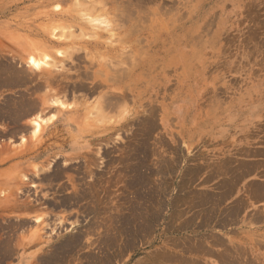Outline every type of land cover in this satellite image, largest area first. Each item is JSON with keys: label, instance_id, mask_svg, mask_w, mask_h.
<instances>
[{"label": "rangeland", "instance_id": "obj_1", "mask_svg": "<svg viewBox=\"0 0 264 264\" xmlns=\"http://www.w3.org/2000/svg\"><path fill=\"white\" fill-rule=\"evenodd\" d=\"M229 218L264 264V0H0V264H142Z\"/></svg>", "mask_w": 264, "mask_h": 264}, {"label": "crops", "instance_id": "obj_2", "mask_svg": "<svg viewBox=\"0 0 264 264\" xmlns=\"http://www.w3.org/2000/svg\"><path fill=\"white\" fill-rule=\"evenodd\" d=\"M248 221L252 222L246 218L244 222L243 220H227V222L224 220H189L195 226H203L202 235L201 233L191 235L188 244L183 249L151 250L150 254L145 255L142 264H232L229 257L230 244L234 242L235 237L232 238L233 231L228 226L237 225L239 222L246 224ZM216 226H219L220 234L211 232L217 228ZM157 257L160 259H155Z\"/></svg>", "mask_w": 264, "mask_h": 264}, {"label": "bare ground", "instance_id": "obj_3", "mask_svg": "<svg viewBox=\"0 0 264 264\" xmlns=\"http://www.w3.org/2000/svg\"><path fill=\"white\" fill-rule=\"evenodd\" d=\"M103 3V2H102ZM106 5V4H105ZM104 5V6H105ZM134 28V27H133ZM130 30V29H129ZM128 30V31H129ZM136 31V30H135ZM120 39V38H119ZM118 41H120V40H118ZM86 45H94V46H99L100 44H98V43H94V42H90V41H87V42H84ZM116 56V55H115ZM117 57H119V55L117 56ZM30 63H32V64H34V65H36V63H37V61H35V60H33V59H30ZM118 64V63H117ZM117 66V65H116ZM119 70V69H118ZM113 71V70H112ZM116 71V70H115ZM114 71V72H115ZM121 71V70H120ZM95 72H97L98 73V71H95ZM113 74V73H112ZM69 78H70V76H68ZM72 77V76H71ZM102 77V76H101ZM119 77V76H118ZM64 78H66V77H64ZM107 78V77H106ZM109 79V78H108ZM119 80V79H118ZM113 81H114V79H113ZM116 83V82H115ZM62 84V83H61ZM65 84V83H64ZM64 84H62V85H64ZM66 86V85H65ZM67 87V86H66ZM110 105V104H109ZM43 111V110H42ZM40 129V126L38 125V124H36V129H35V131H37V130H39ZM14 132V131H13ZM28 154V153H27ZM68 159V158H67ZM88 167V166H87ZM66 169H67V167H66ZM59 170V169H58ZM47 173V172H46ZM64 173H66V172H64ZM54 174V173H53ZM53 174H52V176H53ZM43 175V174H42ZM59 175V174H58ZM63 175V174H62ZM42 177V176H41ZM44 178V177H43ZM47 179V178H46ZM22 180V179H21ZM44 180V179H43ZM41 181V180H40ZM23 183H24V181H23ZM76 195V194H75ZM83 196V195H82ZM203 196V195H202ZM192 197V196H191ZM204 197V196H203ZM63 198V197H62ZM65 198V197H64ZM79 198V197H78ZM81 198H83V197H81ZM189 198V197H188ZM18 200V199H17ZM61 200V199H60ZM75 201V200H74ZM61 202V205H63V204H66L67 202H65V201H60ZM191 203V202H190ZM194 203V202H193ZM241 203H243V202H241ZM34 204V203H33ZM189 204V203H188ZM201 204V203H200ZM204 204V203H203ZM86 205V204H85ZM30 206H31V203H30ZM33 206V205H32ZM194 206V205H193ZM201 206H203V205H201ZM29 207V206H28ZM34 207V206H33ZM215 207V206H214ZM27 208V207H26ZM30 208V207H29ZM89 208V207H88ZM108 208V207H107ZM211 212V211H210ZM236 216V215H235ZM121 217V216H120ZM225 217V216H224ZM233 218V217H232ZM228 219V218H227ZM109 220V219H108ZM137 220V219H136ZM212 220V219H211ZM229 220H230V218H229ZM232 220V219H231ZM226 222V221H225ZM138 230V229H137ZM198 246V245H197ZM200 246V245H199ZM200 248V247H199ZM202 248V247H201ZM200 248V249H201ZM226 251V250H225ZM222 253V252H221ZM226 260V259H225ZM228 260V259H227ZM100 261V260H99ZM104 264V263H103Z\"/></svg>", "mask_w": 264, "mask_h": 264}]
</instances>
